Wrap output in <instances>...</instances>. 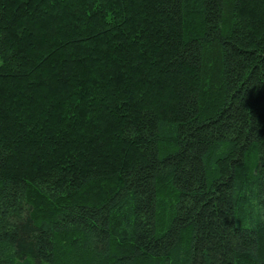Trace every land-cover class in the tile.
<instances>
[{"label": "trees", "instance_id": "obj_1", "mask_svg": "<svg viewBox=\"0 0 264 264\" xmlns=\"http://www.w3.org/2000/svg\"><path fill=\"white\" fill-rule=\"evenodd\" d=\"M0 264H264V0H0Z\"/></svg>", "mask_w": 264, "mask_h": 264}, {"label": "rangeland", "instance_id": "obj_2", "mask_svg": "<svg viewBox=\"0 0 264 264\" xmlns=\"http://www.w3.org/2000/svg\"><path fill=\"white\" fill-rule=\"evenodd\" d=\"M0 62H1V60H0Z\"/></svg>", "mask_w": 264, "mask_h": 264}]
</instances>
